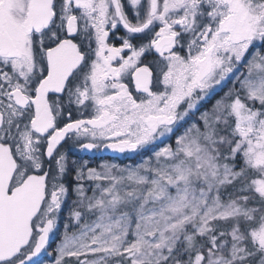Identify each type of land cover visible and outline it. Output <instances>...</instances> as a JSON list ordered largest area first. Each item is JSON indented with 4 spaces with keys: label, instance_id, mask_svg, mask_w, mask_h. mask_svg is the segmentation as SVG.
I'll list each match as a JSON object with an SVG mask.
<instances>
[{
    "label": "snow or ice",
    "instance_id": "obj_1",
    "mask_svg": "<svg viewBox=\"0 0 264 264\" xmlns=\"http://www.w3.org/2000/svg\"><path fill=\"white\" fill-rule=\"evenodd\" d=\"M70 195L54 264H264V0H0V264Z\"/></svg>",
    "mask_w": 264,
    "mask_h": 264
},
{
    "label": "rangeland",
    "instance_id": "obj_2",
    "mask_svg": "<svg viewBox=\"0 0 264 264\" xmlns=\"http://www.w3.org/2000/svg\"><path fill=\"white\" fill-rule=\"evenodd\" d=\"M123 34L124 33H123L122 29L117 33V35H123ZM111 42L117 43L118 45L120 43V41L116 40L114 37H113ZM168 142L169 141H165V143H168ZM160 146H162V145H160ZM105 153H107V150H105L103 148L100 149L99 151L86 153V152L80 151L79 149L73 147L71 149L70 154H69V159L70 160L71 159L89 160V166L90 167H95L104 161L118 163V164L124 166V165H130V164L135 165V164L141 162V160L143 158H146L147 156H149L151 154V152L147 151V150L141 151L139 153L127 152V153H121V155L119 157L109 156L110 158L108 159V158H105L106 157ZM110 153H113V152L110 151ZM74 199H75L74 195H70L67 198V200L63 206L62 212L59 214L57 226L53 230V232L50 233V235H49V240H48V243L46 245L45 250H42V252L37 257L34 258V260L37 261L38 264H54L55 249H56L57 245L60 243V240L62 238V233L64 231L63 224L66 222V219H67V216L69 213V209L72 206V200H74ZM69 264H75L74 259L70 260Z\"/></svg>",
    "mask_w": 264,
    "mask_h": 264
},
{
    "label": "trees",
    "instance_id": "obj_3",
    "mask_svg": "<svg viewBox=\"0 0 264 264\" xmlns=\"http://www.w3.org/2000/svg\"><path fill=\"white\" fill-rule=\"evenodd\" d=\"M115 44H117V43H115ZM117 45H118V44H117ZM66 147H67V146H66ZM107 153H108V154H107ZM107 153H105V155H106L105 158H108V159H109V158H110L109 156H112V155H109L110 153L108 152V150H107ZM114 154H115V156H113V157H116V156L119 157L118 154H116V153H114ZM119 154H120V153H119ZM105 155H104V156H105ZM84 156H85V155H84ZM99 156H100V155H99ZM82 157H83V156H82Z\"/></svg>",
    "mask_w": 264,
    "mask_h": 264
},
{
    "label": "flooded vegetation",
    "instance_id": "obj_4",
    "mask_svg": "<svg viewBox=\"0 0 264 264\" xmlns=\"http://www.w3.org/2000/svg\"><path fill=\"white\" fill-rule=\"evenodd\" d=\"M110 151H111V150H108L109 153H110ZM112 152H113V151H112ZM109 155L115 156V154H113V153H110ZM120 155H121V153L118 154V156H120Z\"/></svg>",
    "mask_w": 264,
    "mask_h": 264
}]
</instances>
